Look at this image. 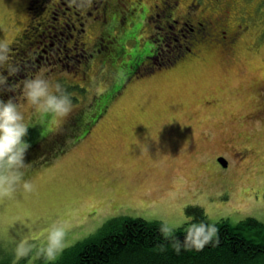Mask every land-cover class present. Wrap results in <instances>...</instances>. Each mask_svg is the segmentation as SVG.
Listing matches in <instances>:
<instances>
[{"label": "rangeland", "instance_id": "374dc122", "mask_svg": "<svg viewBox=\"0 0 264 264\" xmlns=\"http://www.w3.org/2000/svg\"><path fill=\"white\" fill-rule=\"evenodd\" d=\"M138 1L111 0L107 16L91 0L78 5L89 15L67 9L64 16L63 5L55 29L51 0H36L31 10L29 0H0V44L8 52L0 96L17 98L30 125L23 171L32 185L0 198V264L47 262L35 249L23 258L14 249L22 238L42 245L54 223L66 228L65 248L119 214L157 218L168 230L248 216L264 221V22L242 31L231 58L204 42L178 55L182 39L162 36L147 16L153 0H146L149 11ZM241 4L254 11L252 1ZM41 70L71 96L67 116L37 113L23 100V81ZM71 119L77 135L53 155L50 136Z\"/></svg>", "mask_w": 264, "mask_h": 264}, {"label": "trees", "instance_id": "16d2710c", "mask_svg": "<svg viewBox=\"0 0 264 264\" xmlns=\"http://www.w3.org/2000/svg\"><path fill=\"white\" fill-rule=\"evenodd\" d=\"M71 120L50 136L53 138L48 146H55L53 155L64 151L70 134L77 135L76 130L70 132L76 123ZM90 123L81 127L82 132L89 131ZM59 137L60 143H56ZM197 216L196 221H200L203 211ZM164 224L157 218L114 216L96 233L65 247L59 259L33 264H263L264 221L256 217L248 216L236 224L226 220L212 224L204 221L194 227L182 225L172 230ZM201 225L210 226L212 231Z\"/></svg>", "mask_w": 264, "mask_h": 264}, {"label": "flooded vegetation", "instance_id": "af4514ba", "mask_svg": "<svg viewBox=\"0 0 264 264\" xmlns=\"http://www.w3.org/2000/svg\"><path fill=\"white\" fill-rule=\"evenodd\" d=\"M29 1L30 4L27 7L31 10L36 0ZM89 1L90 0H51V7L48 10L53 18L49 19L54 23L53 27L58 29V24L55 23L58 19L56 14H58L59 8H62L63 5L62 14H64V16L67 9H74V14L78 16L86 15V13H88V15L92 14V10L89 8H84L86 9L84 12L78 8V5L83 3L82 6H85ZM246 1L247 3L253 2L254 11L248 10L246 4H241V0H153L150 4L153 10L152 14H147V16H150L149 20L153 21V25L160 29V33L161 29L166 31V34L162 36H168L171 32L175 35V40H179V38L182 39L179 45L180 48L177 47L178 45L176 46L179 49L178 55L183 54L189 56L194 52L193 47H195L196 44L204 42L205 44H214L223 47L226 50L225 54L231 58L238 46V41L244 33L242 31L251 26L252 22L258 18L264 22V0ZM91 2L93 8L99 10L100 16L102 13L107 16L106 12L111 5V0H91ZM138 4L140 7L146 8L147 11H149L150 8L146 5V0H139ZM239 4L242 6L241 9H238ZM83 21L84 20H79V23H83ZM58 22L61 27H63L61 24L63 22L68 24L69 27L78 28L75 21L71 22V24L66 20H60ZM27 30L28 28H26V31ZM25 35L26 32H24L22 38L19 37L20 40L17 43L21 45L24 42L22 39L25 38ZM74 36L75 33L70 32L68 39ZM36 41H41V39L35 38L34 42ZM52 44L53 42H51V45ZM60 48L59 46L58 50ZM23 49L30 54L33 52L32 45H28L27 47L24 46ZM44 51H46V49H44ZM32 59L33 58L29 56L28 60L31 61ZM219 157H225V159L228 160L227 165L221 163L223 167L228 168L230 166L228 157L224 153L216 155L217 159ZM120 215L121 214H119V216Z\"/></svg>", "mask_w": 264, "mask_h": 264}, {"label": "clouds", "instance_id": "9594fccd", "mask_svg": "<svg viewBox=\"0 0 264 264\" xmlns=\"http://www.w3.org/2000/svg\"><path fill=\"white\" fill-rule=\"evenodd\" d=\"M8 62L7 46L0 44V65ZM7 85V78L0 76V87ZM15 90V89H11ZM21 96L35 112L52 114L57 117L67 116L72 111V98L58 81H53L44 70L25 79ZM28 125L21 104L17 98L7 100L0 96V198H13L18 190L29 192L31 183L25 179V155L30 144L24 139ZM207 231H212L210 226ZM66 228L62 224H52L42 245H34L22 238L14 249L17 258L28 256L35 249L37 255L52 261L63 251Z\"/></svg>", "mask_w": 264, "mask_h": 264}, {"label": "water", "instance_id": "95a60500", "mask_svg": "<svg viewBox=\"0 0 264 264\" xmlns=\"http://www.w3.org/2000/svg\"><path fill=\"white\" fill-rule=\"evenodd\" d=\"M219 159V161L223 164V165H227V163H228V160L227 159H225V157H219L218 158Z\"/></svg>", "mask_w": 264, "mask_h": 264}]
</instances>
